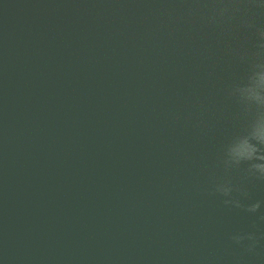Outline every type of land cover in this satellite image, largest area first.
<instances>
[{
    "label": "water",
    "instance_id": "95a60500",
    "mask_svg": "<svg viewBox=\"0 0 264 264\" xmlns=\"http://www.w3.org/2000/svg\"><path fill=\"white\" fill-rule=\"evenodd\" d=\"M0 264H264V0H0Z\"/></svg>",
    "mask_w": 264,
    "mask_h": 264
}]
</instances>
